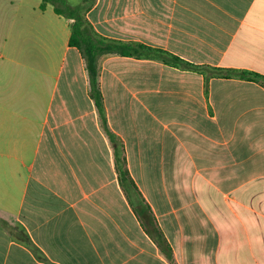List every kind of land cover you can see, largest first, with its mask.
<instances>
[{"label": "crops", "instance_id": "0c3cea01", "mask_svg": "<svg viewBox=\"0 0 264 264\" xmlns=\"http://www.w3.org/2000/svg\"><path fill=\"white\" fill-rule=\"evenodd\" d=\"M66 1L189 67L0 0V264H264V0Z\"/></svg>", "mask_w": 264, "mask_h": 264}, {"label": "trees", "instance_id": "16d2710c", "mask_svg": "<svg viewBox=\"0 0 264 264\" xmlns=\"http://www.w3.org/2000/svg\"><path fill=\"white\" fill-rule=\"evenodd\" d=\"M48 4L53 6V10L55 14L62 15L66 18L73 20L72 24L70 25L71 35H70L69 43L70 45H74L81 48L83 51L86 60L87 71L92 83L94 96L96 97V101L99 107H100L99 93L96 87L95 76H96V60L100 53H103L105 51H114L124 56H131V55L153 56L173 66L189 67V64L185 63L183 60L161 50H153L143 45H138L135 48H129L128 46L106 44L98 40H93L85 32L80 6H70L66 0H41L40 9H44ZM100 45H103V48H101ZM241 75L244 76L247 75V73H242ZM248 75L251 76L252 78L264 79V77H261L257 74H248ZM122 164L124 166L122 170L121 169L119 170L120 177H123L124 179L128 180V182L132 185L133 189H136L128 174V170L125 166V162L123 161Z\"/></svg>", "mask_w": 264, "mask_h": 264}, {"label": "rangeland", "instance_id": "374dc122", "mask_svg": "<svg viewBox=\"0 0 264 264\" xmlns=\"http://www.w3.org/2000/svg\"><path fill=\"white\" fill-rule=\"evenodd\" d=\"M71 1H73V0H71Z\"/></svg>", "mask_w": 264, "mask_h": 264}]
</instances>
